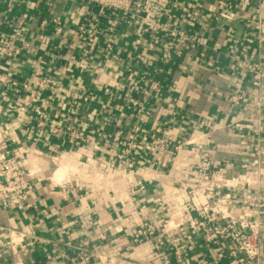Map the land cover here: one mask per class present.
Wrapping results in <instances>:
<instances>
[{
  "label": "crops",
  "instance_id": "1",
  "mask_svg": "<svg viewBox=\"0 0 264 264\" xmlns=\"http://www.w3.org/2000/svg\"><path fill=\"white\" fill-rule=\"evenodd\" d=\"M156 1L169 3L175 27L197 36L172 61H161L168 39L88 0H0V38L25 44L16 57L0 55V74L17 82L0 81V151L17 156L29 172L36 202L0 205V264H229L235 240L210 245L202 238L205 223L225 221L214 191L227 194L228 218L259 221L257 207L244 198L264 199V74L261 112L229 97L248 84L246 74H231L241 52L264 64L257 29L264 0ZM129 74L158 79L161 88L139 105L121 100L118 107V83ZM49 77L57 86L41 90L38 80ZM158 125L174 153L150 149ZM118 129L134 143L127 162L117 157ZM73 132L84 138L81 144ZM205 150L213 155V172L250 176V186H205L195 169ZM257 152L260 161L245 171L242 164ZM127 220L156 225L160 244L152 237L128 247ZM103 233L107 239H100ZM177 234L186 244L179 256L171 241ZM82 254L92 260L71 261ZM242 255L245 264H264V239L258 256Z\"/></svg>",
  "mask_w": 264,
  "mask_h": 264
},
{
  "label": "built area",
  "instance_id": "2",
  "mask_svg": "<svg viewBox=\"0 0 264 264\" xmlns=\"http://www.w3.org/2000/svg\"><path fill=\"white\" fill-rule=\"evenodd\" d=\"M93 5L104 9L117 11L120 17L126 24L131 26L141 27L143 32L152 33L154 35H160L165 39H168L167 47L161 54V61H172L173 58L182 57L185 50L189 45L198 43L197 36L193 35L189 31L177 28L173 23L169 21L171 17V11L169 9V3H161L156 0H88ZM228 0H220L222 6ZM56 25V34L60 35L63 32V24L61 18L57 17L54 20ZM44 21L42 25H45ZM257 29L264 35V19H260L257 22ZM25 48L24 42L21 46L16 45L13 38L1 37L0 38V55L5 57H16L21 54ZM113 49L111 44L106 45V50L111 51ZM204 55V53H203ZM231 74L233 76H241L246 74L248 81L245 86H241L237 90L233 91L229 97V100L233 105L239 107H254L258 112H261L263 108V102L261 99V89L264 74V64L261 61H250L248 54L241 52L240 56L235 59L231 68ZM0 81L5 84L17 86V82L6 74H0ZM38 87L43 91L52 90L57 86V82L53 78H41L37 82ZM161 88L160 81L155 78L147 77L146 79L139 80L135 75L129 74L127 78L118 83V91L116 93V106H120L119 101L124 100L133 105H139L145 101L152 92L159 91ZM135 93L141 95L139 98L133 97ZM112 107V104H111ZM103 134H106L103 132ZM123 131H118L113 136V140L118 144L119 150L117 157L122 162H127L128 159L125 155L132 153L134 143L122 138ZM162 126L158 125L154 128L149 136L148 145L150 149L156 151H169L174 153L175 149L171 148V138H167L164 134ZM76 138V143L81 144L84 138L76 133H72ZM254 161H246L242 164V168L250 170L253 165L258 163L261 159L260 154ZM213 155L210 151L205 150L202 154V158L196 164V172L202 177V180L206 183L205 186L211 187L214 183H222L225 187L231 188L238 185L250 186V176H242L234 174L232 171L222 172L221 169L213 172ZM140 188L144 189V185L141 184ZM34 193V185L30 179L29 172L20 164L18 157L14 155H8L0 151V205L3 207H9L11 205L25 206L26 208H32L36 206L35 201H31ZM216 196V202L220 204L217 209L221 217L225 218L223 223L218 224H204L202 228V238L207 244H215L223 239L231 238L235 240V246L229 251L230 260L229 264H245V256L242 253H246L249 256H258L260 249V241L264 239V231H261L260 227L264 225V199L259 194H249L244 198V203L257 207V213L260 216L258 222H246L239 221L237 219L228 218V211L225 208L227 194L221 193L219 190L214 191ZM162 209H166L164 204L160 203ZM211 208L207 207V210ZM193 225V224H192ZM178 225H173L176 227ZM126 227L128 229V242L130 248H134L146 239L152 237L157 238V245L162 240L159 229L156 225L151 224L147 220L133 224L132 221H126ZM100 239H107L106 233L100 235ZM171 241L176 243L177 247L174 251L176 256H179L185 249L186 244L182 235L177 234L172 237ZM0 242V246H2ZM88 241L85 242V245ZM21 248H26V245H22ZM122 247H118V250ZM77 260L83 262H90L91 256L77 255L71 259L72 262ZM170 260L166 259L165 264H169ZM200 264H211L210 261L202 260ZM218 264V260L215 261Z\"/></svg>",
  "mask_w": 264,
  "mask_h": 264
}]
</instances>
